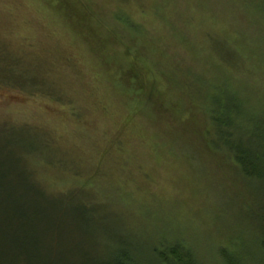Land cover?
<instances>
[{
	"label": "rangeland",
	"instance_id": "rangeland-1",
	"mask_svg": "<svg viewBox=\"0 0 264 264\" xmlns=\"http://www.w3.org/2000/svg\"><path fill=\"white\" fill-rule=\"evenodd\" d=\"M8 150L87 251L264 264V0H0Z\"/></svg>",
	"mask_w": 264,
	"mask_h": 264
},
{
	"label": "trees",
	"instance_id": "trees-1",
	"mask_svg": "<svg viewBox=\"0 0 264 264\" xmlns=\"http://www.w3.org/2000/svg\"><path fill=\"white\" fill-rule=\"evenodd\" d=\"M242 154L238 161L246 172L255 170ZM23 163L16 152H0V264H132V258L143 264H196L178 251H154L145 260L136 249L87 251L78 237L84 238L82 227L96 224L94 207L80 198L73 201L75 194L52 195ZM225 258L227 264H240L233 255Z\"/></svg>",
	"mask_w": 264,
	"mask_h": 264
}]
</instances>
